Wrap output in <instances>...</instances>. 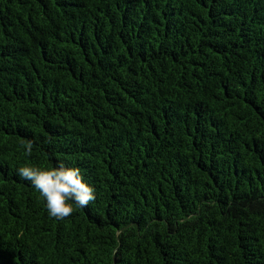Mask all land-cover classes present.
I'll use <instances>...</instances> for the list:
<instances>
[{
  "label": "trees",
  "instance_id": "16d2710c",
  "mask_svg": "<svg viewBox=\"0 0 264 264\" xmlns=\"http://www.w3.org/2000/svg\"><path fill=\"white\" fill-rule=\"evenodd\" d=\"M0 264H264V0H0Z\"/></svg>",
  "mask_w": 264,
  "mask_h": 264
},
{
  "label": "clouds",
  "instance_id": "9594fccd",
  "mask_svg": "<svg viewBox=\"0 0 264 264\" xmlns=\"http://www.w3.org/2000/svg\"><path fill=\"white\" fill-rule=\"evenodd\" d=\"M34 142L24 143L25 156H31ZM17 176L30 182L43 199L50 217L62 220L73 213L75 208H84L96 198V190L84 177L83 170L63 160L40 167L25 163L16 169Z\"/></svg>",
  "mask_w": 264,
  "mask_h": 264
}]
</instances>
